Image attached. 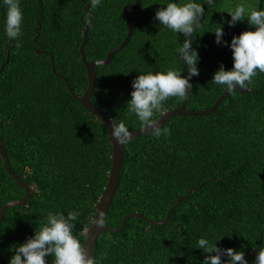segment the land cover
Segmentation results:
<instances>
[{
    "label": "trees",
    "instance_id": "trees-1",
    "mask_svg": "<svg viewBox=\"0 0 264 264\" xmlns=\"http://www.w3.org/2000/svg\"><path fill=\"white\" fill-rule=\"evenodd\" d=\"M167 2L140 0L137 8L130 9V39L108 64L95 67L91 102L109 118L123 120L129 130L141 127L126 107L131 82L139 72L175 67L184 75V63L175 51L183 35L177 36L154 19ZM239 2L215 0L205 5L204 18L192 35L198 75L191 78L187 109H207L224 91V86L211 80L221 63L225 70L232 68V52L215 43V34L209 31L222 23V17L229 20L225 11ZM246 2L255 7L259 0ZM20 3L23 35L10 49L0 73V136L12 171L29 184L31 194L25 205L11 206L2 216L0 264H8L14 254L12 246L31 237L48 211L58 209L66 215L78 210L73 234L83 245L84 232L107 181L112 151L102 122L52 72L50 56L35 51L52 53L56 72L81 96L88 82L79 53L88 0ZM127 3L134 0H102L95 9L89 6L92 22L84 46L88 61L105 57L124 39L127 26L122 9ZM5 11L0 3V65L11 45L3 31ZM37 21L41 28L34 41ZM223 29V39L230 43L233 35L250 26L245 19L234 27L223 23ZM249 89L247 93L229 92L212 113L167 119L161 127L169 128V135L155 138L147 132L125 143L120 179L105 225L117 227L132 212L164 219L177 197L191 187H201L181 199L164 224L130 217L123 229L102 231L93 252L100 264H199L207 255L196 248L203 235L213 242L221 238L218 246L243 251L251 264L253 248L258 251L264 246V73L253 78ZM182 101L170 97L164 111ZM23 194L0 156V207ZM51 259L46 257L48 264Z\"/></svg>",
    "mask_w": 264,
    "mask_h": 264
},
{
    "label": "clouds",
    "instance_id": "clouds-1",
    "mask_svg": "<svg viewBox=\"0 0 264 264\" xmlns=\"http://www.w3.org/2000/svg\"><path fill=\"white\" fill-rule=\"evenodd\" d=\"M215 0H168L166 6L160 7L155 12L154 19L165 29L184 37L175 51L180 60L188 67L187 76L182 71L172 67L166 71H147L140 73L132 82L130 99L126 102L129 114H134L140 122L141 131L148 132L151 136L159 138L169 135L170 129L161 127L155 119L157 113H163L164 102L170 97L185 98L191 88L192 76L198 75V53L191 48L190 35L200 27V21L205 15L204 5L214 3ZM5 8L3 23L4 35L9 41L19 44L22 33L23 12L20 0H0ZM264 3V0H262ZM102 4V0H88L90 8L95 9ZM231 17L229 20L217 24L213 32L215 43L231 49L233 66L225 70L223 63L213 74L211 83L224 86V90L231 92L248 89L253 78L264 73V6L250 7L246 0L228 7L225 11ZM250 26L249 30L233 35L231 41L224 40L223 23L234 27L238 22ZM166 43V42H165ZM110 135L116 143H127L132 132L127 124L121 120L110 121ZM79 212L76 209L65 212L60 210L48 211L43 223L34 234L25 242L12 246L14 254L8 264H48L46 257L52 258L51 264H100L97 257L89 254L76 235L73 234L75 222ZM103 210H98L94 223L102 227L104 220ZM207 235L201 236L197 241V249H201L204 256L199 264H250L243 251H236L231 247L218 246ZM213 253H215L213 255ZM251 264H264V246H261Z\"/></svg>",
    "mask_w": 264,
    "mask_h": 264
},
{
    "label": "water",
    "instance_id": "water-1",
    "mask_svg": "<svg viewBox=\"0 0 264 264\" xmlns=\"http://www.w3.org/2000/svg\"><path fill=\"white\" fill-rule=\"evenodd\" d=\"M139 5H140V0H134V3L126 4L123 6L122 10H123V14L126 17V26H127V32H126L124 39L119 44H117L116 46L111 48L105 57L95 58V59L88 61L85 57V54H84V46L87 43L88 29H89L91 22H92V12L89 10L88 3L85 4L84 10L88 13V20H87V23H86L84 31H83V40L79 45V53H80L81 60H82L84 66L86 68V76H87L88 82H87V87L85 88V90L83 91L81 96H76L75 93L70 88L69 83L67 82L66 78L63 75L56 72L52 53H50L49 51L40 50L39 48L35 49V51L37 53L44 51L45 53H47L50 56L52 72L56 76L61 77L64 80V82L68 86L71 94L81 103V105L84 109H86L87 111H89L90 113H92L98 117V119L102 122V124L106 128V131H107L110 143H111V149H112V151H111V164H110V169H109L108 174H107V181H106V184H105V186H104V188L100 194V197L96 203L95 211H94V213L90 219V223L84 232L83 246L87 249L89 254L92 256H93L96 241H97V239H98V237L102 231L106 230V231H113L114 232V231L121 230L125 226L127 219L130 217H139V218H141V219H143L149 223H153V224H164L170 219L171 212L174 210V208L176 206L179 205L181 199L188 197L192 191L197 190L198 188L201 187V185H199L198 187H191V188H189L188 192L185 195H180L179 197H177L176 202L168 209L164 219H151V218H148V217H145V216L139 214L138 212H132V213H128V214L124 215L122 220H121L120 225L117 227H110V226L105 225V223H103L102 227H97L96 224L94 223V218H95L98 210H103L102 219L105 220L106 213L109 209L110 203L113 199V196L116 192V189H117V186L119 183L121 168H122V164H123V153H124V145H125V143L124 144L116 143L115 139L112 138L110 135V132H111L110 121L114 120V119L109 118L107 115H105V113L101 109H99L95 104H93L90 100V97L94 91L95 84H96L95 67L97 65L108 64L112 60L114 54L116 52H118L128 42V40L130 39V37L132 35V31H133V27H132L131 22H130L129 9H135ZM258 5L262 6V0H259ZM204 7H205V5H204ZM39 14L40 15L43 14V8L40 9ZM41 20H43V18H41ZM40 28H41L40 21H37V27L35 28L34 41H36V38L39 35ZM189 39L191 42V48L193 49L192 35H190ZM14 45H15V42L11 41V45L7 49L6 58L2 62V64L0 65V73L2 72L4 65L8 62L10 49L12 47H14ZM39 47L41 48L40 44H39ZM187 74H188V67L186 64H184V76H187ZM190 84H191V88L189 89V94H187L186 97L183 98V101L181 102V104L176 108H173V109L168 110V111H164L156 119L159 121L160 126L167 119H169L173 116H195V115H205V114L212 113L216 109V107L219 105V103L229 93V92L224 90L219 95V97H217V99L214 101V103L207 109L191 110V109L186 108V104L188 102L189 95H190L191 89H192V81L191 80H190ZM237 91H239L241 93H247V92H250L251 90L249 88L244 89V90H240L237 86ZM130 131L132 132L131 138L136 137V136L143 134V133H147L145 131H141V127H137V128L132 129ZM0 156L2 158L3 166L6 169L7 173L9 174L10 178L17 185L21 186L24 189V194L21 198L9 200V201L5 202L0 207V221H1L2 216H3V214L7 208H9L11 206L25 205L26 202L28 201L29 197H30L31 191H30L29 184L26 183L24 180L20 179L12 171V169L9 165V161L7 158V154H6L5 147H4L3 141L1 139V136H0ZM257 248L258 247H255L252 250V253L254 255H256V253H257Z\"/></svg>",
    "mask_w": 264,
    "mask_h": 264
},
{
    "label": "flooded vegetation",
    "instance_id": "flooded-vegetation-1",
    "mask_svg": "<svg viewBox=\"0 0 264 264\" xmlns=\"http://www.w3.org/2000/svg\"><path fill=\"white\" fill-rule=\"evenodd\" d=\"M127 4H130V3H127ZM126 5V4H125ZM130 10V9H129Z\"/></svg>",
    "mask_w": 264,
    "mask_h": 264
}]
</instances>
